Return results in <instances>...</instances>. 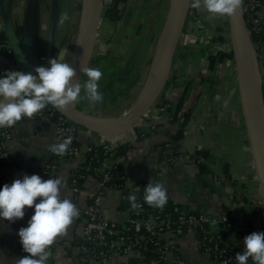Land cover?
Wrapping results in <instances>:
<instances>
[{
  "label": "crops",
  "instance_id": "1",
  "mask_svg": "<svg viewBox=\"0 0 264 264\" xmlns=\"http://www.w3.org/2000/svg\"><path fill=\"white\" fill-rule=\"evenodd\" d=\"M129 2L132 9L140 7L144 10H163L169 0ZM80 9V0H0V29L5 31L6 19L11 15L15 29L16 26L22 29V34L17 33L18 36L38 57V66L50 67L48 61L51 58L60 56L66 60L69 57L78 37L77 16ZM65 11L71 19L60 25L57 22L58 17ZM260 11L264 15V3ZM100 13L98 2L95 30L100 24ZM155 29L154 35L144 34L135 42L136 52L132 58L139 52L149 53L148 50H151L158 34L156 27ZM95 30L93 42L96 37ZM230 33L229 16H214L203 7L199 10L191 7L178 43H182L183 48L179 51L177 47L170 77L163 90L168 97L179 100L187 88L185 107L192 111L190 120L185 126L181 123L182 119L167 122L164 129L160 128L156 133L134 141L129 159L123 164V168L129 175L128 186L138 180L152 182L156 179L162 183L167 189L169 205H182L190 212L210 217L228 215L232 218L231 223L225 222L228 229L216 226L217 223H210L214 230H208L214 234H222L228 241L232 240L234 245H239V251L243 252L242 237L258 231L264 224V197L258 192L259 185L255 178L236 63L235 60L225 57V53L231 51L227 44V35ZM220 35H223V40H219ZM253 46L257 53L259 92H254L257 90L254 86L252 93H259L258 110L250 90L249 97L252 98L253 113L264 143V47L256 43ZM219 51L223 52L224 57H218L213 64L212 57ZM150 55L151 53L149 56L146 54L148 58L142 63L141 72L130 78L131 83L127 82L129 78L127 73L123 74L122 68L116 76L118 82L111 72L107 78L106 71L101 69L98 62V68L103 73L99 82L103 100L92 105L84 98L82 91L81 98L75 103L76 108L85 114L108 117L122 107L120 99L135 103L146 81L144 67H147ZM105 56H109L110 64L116 60L115 54L106 53ZM6 70L22 71L15 59L0 55V75ZM124 84L127 85V95L122 97ZM162 108L156 109L157 112L163 110ZM180 128H184V137L177 143L184 149V156L170 163L161 145L172 140V135ZM100 140L101 135L89 129L82 127L76 132V142L83 149L98 145ZM54 142L55 125L44 118H25L13 126L12 136L7 142V158L4 161L0 188L4 184H11L15 179H22L24 175L36 174L43 180L50 179L45 169L53 157L48 148ZM197 151H200L199 155L196 154ZM80 166L79 159L69 155L59 161V177L64 180L61 194L80 209V214L68 226L66 233L56 238L47 264H81L80 260L88 252L83 248L81 237L87 220L84 211L91 206V198L101 192L102 185L97 178L90 176L75 183L74 177ZM122 194V189L105 190L99 209L102 215L124 225L128 221V215L122 208ZM33 214L34 208L26 207L24 217L14 223L0 219V264H15L17 259L26 256L22 252L17 233L20 228L28 226V220ZM198 238L193 232L182 236L173 233L160 236L163 244L178 250L185 260L184 264H219L216 259L201 251ZM101 250L103 253L99 260L92 259L91 263L128 264L131 256L136 261L140 258L148 259L140 257L137 250L128 254H122L115 249L107 254L104 248ZM169 257L172 259L170 253ZM148 260L147 264H152Z\"/></svg>",
  "mask_w": 264,
  "mask_h": 264
},
{
  "label": "clouds",
  "instance_id": "2",
  "mask_svg": "<svg viewBox=\"0 0 264 264\" xmlns=\"http://www.w3.org/2000/svg\"><path fill=\"white\" fill-rule=\"evenodd\" d=\"M190 7L205 9L214 16H232L242 6L243 0H189ZM68 12L58 17V24L70 21ZM50 67L38 66L31 72L6 70L0 75V128H11L23 118L31 120L47 106L65 109L74 105L81 92L90 104L102 102L99 81L103 73L99 68L81 64L80 72L87 77L83 83L76 79V69L60 56L48 61ZM68 136L62 142H54L48 150L57 156L65 155L72 144ZM130 183V182H129ZM62 177L43 180L41 176L24 175L11 184L0 188V219L14 223L25 215V208H34L28 226L18 231L20 243L28 255L15 261V264H47L51 257L48 249L56 238L66 233L68 226L80 214V209L63 197ZM39 202L37 203V199ZM128 202L133 209L141 207L135 193ZM143 200L153 208L162 209L167 201V189L160 182L146 185ZM237 264H264V232H253L244 237V251L235 256Z\"/></svg>",
  "mask_w": 264,
  "mask_h": 264
},
{
  "label": "built area",
  "instance_id": "3",
  "mask_svg": "<svg viewBox=\"0 0 264 264\" xmlns=\"http://www.w3.org/2000/svg\"><path fill=\"white\" fill-rule=\"evenodd\" d=\"M263 3L264 0H243V12L250 37L252 33H264V15L260 11ZM259 43L264 47V41ZM0 55L14 60V52L9 41L8 43H0ZM162 109L156 114L151 109L143 120L134 127L132 133L128 131L118 137L101 135L98 145L103 149V153L97 152L98 148L95 150L93 146H87L83 149L76 144V132L78 129L57 108L49 105L33 117L44 118L55 125L56 142H62L68 136L73 137L72 144L65 155L57 156L52 153L53 157L45 169V173L49 178L59 177V161L66 155H69L79 159L81 165L80 170L74 177L75 183L80 179H86L90 176L97 178L102 185L101 192H98L91 198V206L84 211L87 215V220L81 237L83 248L86 251H89L90 246H102L104 248L109 245L111 236L120 233L119 223L107 215H102L100 212L99 206L102 201V193L108 189H121L125 185V176L121 174L120 169L126 160L129 159L130 151L127 154L120 153L118 148L121 145L131 147L132 143L137 139L154 134L160 128L164 129L167 122H174L170 113L165 108ZM11 136L12 127L0 128V180L4 172V161L7 158V142ZM178 145L173 140L166 141L161 145V149L166 154L168 162L174 163L178 158L184 156V149ZM82 169L86 170V174L81 172ZM157 182L158 180L156 179L152 181L153 184ZM126 184L128 186L129 179H126ZM122 190V200L126 203L124 212L128 215L127 230L130 232V235L120 236L119 246L115 249L116 251L128 254L133 250L138 251L147 241L154 240L158 256L150 260L152 264H184L185 260L178 250L163 244L160 236L164 233H173L179 236L190 232L198 234L197 230H199L201 235L198 236V242L203 253L210 255L212 258L214 257L219 264H237L234 246H229L228 250H222L220 235L212 232L207 233L208 229L204 225L205 223H218L220 221L228 223V215H222L220 218L210 217L205 214L181 210L177 205L170 208L168 203L162 209L153 208L144 202V192L141 185L136 183L131 185V192L124 188ZM258 192L261 194L260 189H258ZM132 193L136 194L137 203L141 205L137 209H133L127 199ZM261 195L263 196V194ZM173 215H177V218H174ZM54 244L48 251H51ZM22 252L28 255V253L24 252L23 248ZM169 253L172 259L169 257ZM80 262L81 264H87V257L84 256ZM147 263L142 258L137 261V264Z\"/></svg>",
  "mask_w": 264,
  "mask_h": 264
},
{
  "label": "water",
  "instance_id": "4",
  "mask_svg": "<svg viewBox=\"0 0 264 264\" xmlns=\"http://www.w3.org/2000/svg\"><path fill=\"white\" fill-rule=\"evenodd\" d=\"M95 1L97 2L99 0ZM93 3L94 0L84 1L80 28L75 44V69L77 72L76 79L81 81L83 73L80 72V66L82 63H89L90 53L93 48V45L91 44V48L89 46L90 49L88 53L86 52V42L90 34V25L93 17ZM189 9V0H186V2L184 0H172L167 24L164 28V31L162 32V35L158 40L157 46L153 54L154 57L156 50L159 46L160 40H162L165 30L167 29L168 36L165 43L162 60L160 62L159 69L157 70V74L153 82L145 90V92H143L145 87L144 84L142 92L134 103L133 107L128 112L120 116L117 122H106L104 121V119L108 117H98L82 113L76 108L75 104L62 110L58 109V111L65 115L72 122L80 125L81 127L89 129L106 137H118L124 135L125 133L133 129L135 126H137L158 101V98L161 96L163 90L165 89L168 83L175 53L186 24ZM230 19L233 40L232 50L235 56L234 58L238 72L244 118L246 121V126L250 139L252 163L255 169V178L258 182L260 192L264 196V143L262 140L261 131L253 113L252 101L249 97L248 87L249 76H252L253 74L257 81V53L253 46L251 37L248 33V27L243 12V3L241 8L234 15L230 16ZM5 33L13 49L14 59L17 65L23 72H31L33 74L34 69L39 65L38 57L33 52L32 48L26 42L21 40V38L18 36L11 15L6 19ZM247 41L250 42L251 46H248L246 44ZM183 137L184 128H180L177 133H174L172 135L171 138L175 142H179L183 139ZM196 154L199 155L200 151H197ZM122 168L123 167H121V169ZM173 217L177 218V215H173ZM204 225L207 229L214 230L212 228V224L205 223ZM215 225L220 228H229L228 224L225 222H218ZM229 243L231 245H234L232 240H229ZM99 248L103 249L102 246H99ZM144 262L147 263L149 262V260L144 259ZM128 264H137V261L133 256H131L128 260Z\"/></svg>",
  "mask_w": 264,
  "mask_h": 264
},
{
  "label": "rangeland",
  "instance_id": "5",
  "mask_svg": "<svg viewBox=\"0 0 264 264\" xmlns=\"http://www.w3.org/2000/svg\"><path fill=\"white\" fill-rule=\"evenodd\" d=\"M84 1L85 0H80L81 9L78 12V18L76 17L77 20L79 21V22L77 21V25H78L77 28H80ZM111 1L112 0H99L98 1L100 5V10H101L100 17L98 19V23L100 24L99 26H97L95 30L96 37L94 40L92 51L90 53L88 66L95 67V68H98L101 66V69L106 71L105 76L108 78V75L111 72L110 74L113 75L114 79H117L116 76L117 74H119L120 72L119 70H121L122 68L123 74L127 73L126 75L129 78L127 82L131 83L130 78L134 77L135 75H137V73L141 72L142 63L147 60L148 58L147 56H149V53H151L150 58H149L150 64L148 62L147 67H144L146 71L145 72L143 71L145 73L144 79L146 80L148 77L149 71H150L149 69L151 67V61H152L155 48L157 46L158 40L162 32L164 31V28L168 21L172 0H169L168 5L165 6L167 9L165 8L163 10L162 9L158 10L156 8L155 9L152 8L153 10H151V8L150 10H146V9L144 10V8H140V7L132 9L131 2H129L128 4H121L119 6L121 18L118 21H114L108 16V8L111 5ZM190 9H189V13H190ZM189 13H188V16H189ZM186 23H187V20H186ZM155 27L157 28L158 34L156 37V41L152 45L151 50H148L149 53L146 51H143L142 52L143 55H142V53L140 54L139 52L137 55H135L132 58L133 54L136 52L135 46H136V43L138 42L137 40L140 39V37H143L144 34L154 35L156 31ZM78 32H79V29H78ZM227 38H228L227 40L228 47L233 49L232 32L229 34V36L227 35ZM141 47H142V44H141ZM182 48H183V45L182 43H180L178 45L179 51ZM141 49L142 48H140V50ZM106 53L116 55L115 57L116 60L112 64H110V58H109L110 55L105 56ZM102 56H105V57H102ZM67 59L68 58L66 57L65 62H67ZM98 62H100V66L98 65ZM126 75L124 77H126ZM116 82H118V79L116 80ZM123 86L125 87H122V90H123L122 97L127 95L126 94L127 85L124 84ZM159 99L160 97L158 98V101ZM120 100H121L120 102H121L122 107L118 108V111L114 113V115L116 116L110 115L108 116L109 118H119L124 113L128 112L134 105V102L129 103L130 100L129 101H126L125 99H120ZM158 108L159 107L154 105L151 109L153 113L156 114L158 113L156 110Z\"/></svg>",
  "mask_w": 264,
  "mask_h": 264
},
{
  "label": "trees",
  "instance_id": "6",
  "mask_svg": "<svg viewBox=\"0 0 264 264\" xmlns=\"http://www.w3.org/2000/svg\"><path fill=\"white\" fill-rule=\"evenodd\" d=\"M128 3H129V0H112L111 1V5L108 8V16L112 20L118 21L121 18L119 6L121 4H128ZM16 31H17V33L19 35L22 34L21 27H17L16 26ZM218 38H219V40H223L224 39L223 35H220ZM251 40H252L253 43L261 45L259 42L264 41V33L263 34L262 33H252L251 34ZM0 43H8V37H7L6 33H5V31H3L1 29H0ZM222 54H223L222 51H219L218 53H216L214 55V57H212V63L214 64L218 57L220 58L222 56V58H223L224 55H222ZM225 57L230 58L232 60H235V58H234L235 56H234L233 50L231 49V51H229L228 53H225ZM86 79H87V77L83 75L81 82L83 83V81H85ZM186 99H187V88L184 90V92H183V94H182V96H181V98L179 100H174L173 98L168 97L164 92H162L161 98L159 99V101H157L155 103V105L157 107H160V108H162V107L165 108L167 110V112H169L171 114V116H172V118L174 120L177 121V120L182 119L181 123H182L183 126H185V125L188 124V122L190 120V117H191V114H192L191 109H186V107H185ZM24 119L25 118H23L22 120H24ZM71 124H73L77 129L78 128H82L80 125H78V124H76V123H74L72 121H71ZM76 144H78V143L76 142ZM93 147H94L95 150H96V148H98L97 152L103 153V149L99 145H94ZM130 148L131 147L128 146V145H121L118 148V150H119L120 153L127 154L128 151H130ZM100 158H102V157H100ZM197 158H199V157H197ZM120 171H121V174L125 176V180H124L125 185L122 188H124L125 190H128L129 192H131L130 191V186H127V184H126V179H129L128 178L129 175H128L127 171L125 170V168L120 169ZM81 172L86 174V170L85 169H82ZM135 183L141 185L143 187V192H144V189H145L146 185L149 184V183H152V182L151 181L138 180ZM167 203H168V201H167ZM173 206H175V205H169L170 208L173 207ZM177 206L181 210H186L185 208H183L182 205H177ZM125 207H126V203L122 202V208L124 209ZM231 219L232 218L229 217L228 223H231V221H232ZM119 229H120V233H117L115 236H111L109 245L104 247V251L106 250L107 254L111 253L112 250L118 248V246H119L118 243L120 241V236H122V235L129 236L130 235V232L127 230L128 229L127 224H124V225L119 224ZM197 231H198V234H199V235L198 234L197 235L200 236L201 235L200 231L199 230H197ZM253 232H264V224L261 226V228L258 231H252V232L244 235L242 237V239H244L245 236H247V235H249V234H251ZM207 233H210V231L208 230ZM219 235H220V239L222 240V244H221L222 250H224V249L228 250L229 246H232V245L225 238V236H223L220 233H219ZM233 246H234V252L236 254L237 253H242L241 251H239V245H233ZM138 252L140 253V257L148 258L150 260L155 259L158 256L156 245L154 244V240L147 241L138 250ZM102 253H103V250H101L99 248V246H96V247H91L90 246L89 251L85 253V256L88 259L87 264H94V263H91V260L92 259L99 260V258H100Z\"/></svg>",
  "mask_w": 264,
  "mask_h": 264
},
{
  "label": "bare ground",
  "instance_id": "7",
  "mask_svg": "<svg viewBox=\"0 0 264 264\" xmlns=\"http://www.w3.org/2000/svg\"><path fill=\"white\" fill-rule=\"evenodd\" d=\"M185 2H186V0H184ZM96 3H98V1L96 2L95 0H94V3H93V8H92V12H93V17H92V20H91V29H90V34H89V36H88V39H87V42H86V52L88 53V51H89V46L91 47V44H92V42H93V40H92V37H93V34H94V30H95V25H96V13H97V4ZM78 17V16H77ZM78 21V20H77ZM79 22V21H78ZM167 36H168V30L166 29L165 30V33H164V35H163V37H162V40L160 41V43H159V46H158V48H157V50H156V53H155V55H154V57H153V60H152V64H151V67H150V71H149V74H148V77H147V79H146V82H145V87H144V90H143V92H145V90L150 86V84L153 82V80H154V78H155V76H156V74H157V70L159 69V66H160V62H161V60H162V55H163V51H164V47H165V43H166V40H167ZM91 40H92V42H91ZM76 44V43H75ZM248 46H251V44L247 41V43H246ZM75 45H74V47L72 48V51L70 52V55H69V57H68V60H67V62H69L70 64H71V66H73L74 68L76 67V61H75ZM253 47V46H252ZM249 81H250V85H248V87H249V90L251 91V93H252V91H254V89L256 88L257 90H255L254 92H256V91H258L259 92V81H258V76H257V81H256V78H255V76H253V74H252V76H249ZM249 83V82H248ZM255 83V85H253ZM254 86H255V88H254ZM254 88V89H253ZM250 91H249V95H250ZM252 93V95H253V102L255 103V107H256V109L258 110V94L259 93ZM250 97H251V95H250ZM252 99V98H251ZM114 116H116V115H114ZM104 121H106V122H113V123H115V122H117L118 121V118H105L104 119Z\"/></svg>",
  "mask_w": 264,
  "mask_h": 264
}]
</instances>
